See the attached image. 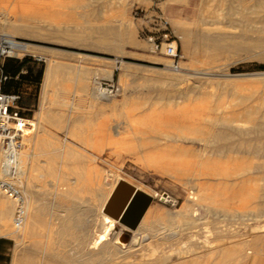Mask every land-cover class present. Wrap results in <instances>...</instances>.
Returning <instances> with one entry per match:
<instances>
[{"label": "rangeland", "instance_id": "obj_1", "mask_svg": "<svg viewBox=\"0 0 264 264\" xmlns=\"http://www.w3.org/2000/svg\"><path fill=\"white\" fill-rule=\"evenodd\" d=\"M0 34L40 57L25 72L43 69L40 84L27 82L22 111L35 127L20 176L43 209L23 239L0 233V264H264V0H0ZM151 37L175 40L179 55ZM50 61L60 67L42 103ZM96 77L121 92L100 95ZM218 171L226 191L216 196ZM118 173L153 195L150 212L135 229L114 222L92 248L105 176ZM242 240L256 247L245 259Z\"/></svg>", "mask_w": 264, "mask_h": 264}, {"label": "built area", "instance_id": "obj_2", "mask_svg": "<svg viewBox=\"0 0 264 264\" xmlns=\"http://www.w3.org/2000/svg\"><path fill=\"white\" fill-rule=\"evenodd\" d=\"M154 49H164L165 53L174 58L179 55L176 41L164 42L161 39L151 37ZM30 43L24 39L16 38L8 34H0V154L4 160L6 178H0V190L9 194L16 201L14 226H22L26 217L25 196L21 185L15 181L17 176V158L23 146L24 127L29 125L28 118L21 113L19 100L21 94L4 90L5 83L11 77L5 71L4 65L7 58L22 59L32 56L29 50ZM40 60V57L33 55ZM178 68L176 64L173 65ZM96 83L105 94L112 96L121 92V85L112 80L96 77Z\"/></svg>", "mask_w": 264, "mask_h": 264}, {"label": "bare ground", "instance_id": "obj_3", "mask_svg": "<svg viewBox=\"0 0 264 264\" xmlns=\"http://www.w3.org/2000/svg\"><path fill=\"white\" fill-rule=\"evenodd\" d=\"M249 7V6H248ZM252 10V9H251ZM247 18V17H246ZM253 24V23H252ZM260 25V24H259ZM213 27V26H212ZM240 28V27H239ZM251 29V28H250ZM54 33V32H53ZM52 33V34H53ZM115 33V32H114ZM227 36V35H226ZM225 36V37H226ZM219 37L220 36H218V35H213V40H218L219 39ZM242 37V36H241ZM118 38V37H117ZM121 38H123V37H121ZM102 38H101V35L99 36V40H101ZM226 39H228V42L227 43H229V44H227L228 46H230L231 45V43H230V41H229V37H227ZM96 40H98V38L96 39ZM123 40V39H122ZM122 40H121V42H122ZM261 41V40H260ZM260 41H256L257 42V44H258V46H260L261 44V42ZM263 41V40H262ZM251 42V41H250ZM123 43V42H122ZM264 43V42H263ZM30 45V44H29ZM28 45V46H29ZM255 45V44H254ZM119 46V45H118ZM214 46V45H213ZM233 46L234 47H236L237 49H241L242 47H243V45L241 46V44H240V42H238V43H235V44H233ZM222 47V46H221ZM245 48H247V49H250V48H252V44H247V46L245 47ZM263 51H264V48H263ZM55 60V59H54ZM58 64H60V63H58ZM55 61H50L49 63H48V65H47V67H46V72H45V76H44V81H43V88H42V103L45 101V99L47 98V95H48V91H49V89H50V87L51 88H53L51 85H52V82H53V80H54V78H55V74H56V71L59 69L58 67H60V65H58ZM175 64V61L173 62V65ZM62 66V65H61ZM58 73V72H57ZM183 79V78H182ZM177 80V79H176ZM55 81V80H54ZM54 84V83H53ZM97 87H98V90H99V93H100V95H104V96H109V95H107V94H105L104 93V91L102 90V88L97 84ZM41 103V104H42ZM44 103H46V101L44 102ZM43 105V104H42ZM41 105V106H42ZM43 107V106H42ZM43 113V112H42ZM29 122H32L31 123V126H25L24 127V134H26L27 135V133H29V132H31L33 129H34V127H35V124H34V122L32 121V119H29L28 120ZM222 121V120H221ZM224 121V120H223ZM222 123V122H221ZM229 123V122H228ZM106 124V123H105ZM230 124V123H229ZM37 126V125H36ZM107 127V126H106ZM110 127V126H109ZM108 127V128H109ZM258 131H263L264 130V123H259L258 125H257V128H256ZM223 132L224 131H221V133L220 134H223ZM30 134V133H29ZM224 135V134H223ZM214 136V135H213ZM225 136V135H224ZM222 137L220 140H218L221 144H223L221 147H219V149H218V151L217 152H219V154L221 155V156H223L225 153H226V151L228 150V149H226V147L224 146V145H226L225 144V141H226V139H225V137ZM45 138V137H44ZM175 139V138H174ZM201 140H203L204 142H205V145H207V146H209V144H210V138L209 139H202L201 138ZM216 140V139H215ZM40 143H42V142H40ZM250 143V142H249ZM43 145H44V143H42ZM41 145V144H40ZM42 146V145H41ZM45 146V145H44ZM44 146H42V147H44ZM228 146V145H227ZM229 146H231V145H229ZM23 147V146H22ZM255 147V146H254ZM38 148H39V146H38ZM205 148H206V146H205ZM40 149V151H44V152H46V149L45 148H39ZM39 149H37V150H39ZM44 149V150H43ZM48 149V148H47ZM258 149L259 150H262V148H259L258 147ZM24 151V150H23ZM27 151V150H26ZM22 152V148H21V150H20V152H19V155H18V158H17V163H16V168H17V176H16V178H15V181H17L20 185H21V187H22V191H23V194H24V191H25V193H26V196H27V202L25 201V208H26V217H25V220H24V222H23V224H22V226L21 227H19V228H16L15 226H14V229L13 230H8V229H10V225H8V222H10V220H8V218L10 217V216H12V214H13V225H14V215H15V212H16V201L9 195V194H7L6 192V194H7V196L9 195L10 197H11V199H12V202L11 201H7V199L5 200V199H2V198H0V220H2V222H0V233H2V232H7V233H12V232H14L15 234H16V236L17 237H19V236H22V239L24 238V237H26V236H28L29 234H31V232H32V230H34V228H35V226H37V225H39V219H40V213H41V210L43 209V206L42 205H39L38 203H41V202H37V197L35 196V194H34V190H33V188H32V184L28 181V183H27V185L25 186V188H24V190H23V184H22V180H20V176H23L24 174H25V168H24V164H25V161L27 160H25L24 161V158H23V155H29L30 153H28V152ZM29 151V150H28ZM38 152V153H40V154H42V152ZM256 151V150H255ZM206 152H208L207 150H206ZM39 155V154H38ZM154 157H156L157 155L156 154H154L153 155ZM157 157H159V156H157ZM53 163V162H52ZM222 166V165H221ZM26 167V166H25ZM216 168V167H215ZM52 169V168H51ZM224 170V169H223ZM0 174H1V178H6V176H7V174H6V172H5V169H4V160H3V157H2V155L0 154ZM210 174H212V172L210 173ZM213 175L214 176H216L219 180H218V183H217V185L219 186H217V189H216V191H215V195L216 196H219V195H221L222 193H224L225 191H226V187L223 185V180L226 178V172L225 171H218V172H213ZM113 177H115L114 179H113ZM122 179H124V180H127L124 176H122V175H120L119 173L118 174H116L115 176H114V174H109V175H106L105 176V182H106V184H109L110 185V189H109V191H108V193L106 194V197H105V200H104V202L102 203V205H101V209H103V211H102V217H103V222H104V226H103V229H101V230H99L98 232H96V234H95V236L93 237V239H92V241H90V244H91V247L92 248H98L101 244H103L105 241H106V239H107V237H109L108 235H109V231H110V228L112 227V225L114 224V222H116V221H118L116 218H114L113 216H111L110 214H108V213H106L105 211H104V206H105V203L108 201V199H109V197L111 196V194H112V192L114 191V189H115V187L117 186V184H118V182L120 181V180H122ZM24 183V182H23ZM131 183V182H130ZM135 185V184H134ZM202 185V184H201ZM42 186V185H41ZM41 186H39V187H41ZM136 186V189L137 190H140V191H144V192H146V190H142L138 185H135ZM205 186V185H204ZM223 186V187H222ZM38 187V188H39ZM42 187H44L45 188V186H42ZM208 187V186H207ZM211 187V186H210ZM212 188V187H211ZM4 192V191H3ZM213 192V194H214V191H212ZM36 193V192H35ZM147 193H148V191H147ZM149 194V193H148ZM151 194V193H150ZM202 194V193H201ZM36 195H38V194H36ZM153 196V195H152ZM40 197V196H39ZM200 197V196H199ZM10 199V198H9ZM40 198H38V200H39ZM198 201V200H197ZM193 206V205H192ZM207 210H208V212H212L211 211V206L209 205V206H207ZM150 212V210L148 209L145 213H144V215H143V217H142V219H141V221H140V223H142V222H144L145 220H146V218L148 217V214H149V212ZM197 211V210H196ZM50 218H51V215H50ZM10 219V218H9ZM8 220V221H7ZM51 220V219H50ZM170 227V226H169ZM217 229H220L221 227H223L222 225H218V226H215ZM47 229V228H46ZM220 230H222V229H220ZM39 235V234H38ZM121 235V234H120ZM15 236V235H14ZM53 237V236H52ZM166 237V236H165ZM175 237V236H174ZM173 237V238H174ZM249 237V236H248ZM54 238V237H53ZM89 240V239H88ZM172 240H174V239H172ZM120 241L121 242H124V238L123 237H121L120 238ZM167 241V240H166ZM165 241V242H166ZM243 241V240H242ZM51 242V241H50ZM249 243V242H248ZM248 243L247 244H245V242L243 241V242H241V246L238 248V252H236V253H238L239 255H240V257L242 256V257H244V256H246V258L248 257V254L249 253H251V252H256V247L254 248L253 246H250V247H248L247 246V248L245 247V245H248ZM40 244V243H39ZM253 244V243H252ZM53 245V244H52ZM251 245V244H250ZM50 246V245H49ZM197 248V247H196ZM189 249V248H188ZM243 249H246V251H243ZM54 250V249H53ZM56 250V249H55ZM190 250H192V248H190ZM194 250V249H193ZM172 251V250H171ZM170 251V252H171ZM181 251L182 250H180V254H181ZM185 251V250H184ZM186 251L188 252V250L186 249ZM37 252V251H36ZM59 252V251H58ZM168 252V254L167 253H165V256H166V254H167V256H172V257H175V258H178V256L177 255H171V253L169 252V251H167ZM178 252V251H177ZM190 252H192V251H190ZM194 252V251H193ZM199 252V251H198ZM205 252V251H204ZM38 253V252H37ZM195 253H196V251H195ZM201 253H203V251L201 252ZM183 254V253H182ZM194 254V253H193ZM205 254V253H204ZM237 254V255H238ZM162 255H164V254H162ZM185 255V254H184ZM201 255H203V254H201ZM200 255V256H201ZM166 256V257H167ZM204 256V255H203ZM239 257V258H240ZM160 258H162V257H160ZM159 258V259H160ZM170 258V257H169ZM201 258V257H200ZM206 258V257H205ZM54 259V258H53ZM167 259H168V257H167ZM244 259H245V257H244ZM156 260H157V258H156ZM155 259H154V261H156ZM162 260H164V259H162ZM169 260V259H168ZM193 260V259H192ZM196 260V259H195ZM236 260V259H235ZM243 260V259H242ZM249 260V259H248ZM117 261V260H116ZM154 261H153V263H154ZM159 260H157V264L159 263L158 262ZM172 261V260H171ZM174 261V260H173ZM172 261V262H173ZM169 262V261H168ZM246 262V261H245ZM107 263V262H106ZM171 263V262H170ZM45 264V263H44ZM167 264V263H166ZM169 264V263H168ZM190 264H192V263H190Z\"/></svg>", "mask_w": 264, "mask_h": 264}, {"label": "water", "instance_id": "obj_4", "mask_svg": "<svg viewBox=\"0 0 264 264\" xmlns=\"http://www.w3.org/2000/svg\"><path fill=\"white\" fill-rule=\"evenodd\" d=\"M153 196L136 189V186L127 180H120L104 206V211L122 224L135 229Z\"/></svg>", "mask_w": 264, "mask_h": 264}, {"label": "trees", "instance_id": "obj_5", "mask_svg": "<svg viewBox=\"0 0 264 264\" xmlns=\"http://www.w3.org/2000/svg\"><path fill=\"white\" fill-rule=\"evenodd\" d=\"M33 59L31 57H24L22 60L17 58H7L4 68L7 73L10 74L9 80L4 85V90L8 92H18L20 83L24 80L30 81V83L40 84L42 78L43 69H41L38 73H35L34 70L30 67L28 72H22V68L28 62V60ZM35 59V58H34ZM18 62V64H16ZM12 87H15L12 90ZM21 94V93H20ZM22 95L19 100V104L21 103ZM23 114V111H21ZM24 115V114H23Z\"/></svg>", "mask_w": 264, "mask_h": 264}, {"label": "crops", "instance_id": "obj_6", "mask_svg": "<svg viewBox=\"0 0 264 264\" xmlns=\"http://www.w3.org/2000/svg\"><path fill=\"white\" fill-rule=\"evenodd\" d=\"M185 11V8H181V10H180V13L178 12L177 14H176V16H180L181 15V17H183L184 16V12ZM25 66L22 68V72H25ZM27 82L28 83H30V81H26V80H24L22 83H20V86H19V91H20V93H21V95H22V99H21V103L19 104L20 105V107H21V110L22 109H27V108H29V107H31L32 106V103H31V101L29 100V98L26 96V89H28L29 88V84H27ZM15 87H12V90L14 89ZM26 116V115H25Z\"/></svg>", "mask_w": 264, "mask_h": 264}]
</instances>
